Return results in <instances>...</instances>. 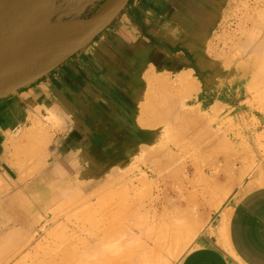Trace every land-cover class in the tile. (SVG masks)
I'll list each match as a JSON object with an SVG mask.
<instances>
[{"label":"crops","instance_id":"0c3cea01","mask_svg":"<svg viewBox=\"0 0 264 264\" xmlns=\"http://www.w3.org/2000/svg\"><path fill=\"white\" fill-rule=\"evenodd\" d=\"M105 1L54 0L46 27L53 30L81 23ZM232 1L131 0L110 26L78 54L34 83L0 96V166L6 165L7 148L17 143H24L38 160L46 151V165L74 164L97 173L118 164L116 161L135 146L140 134L151 132L139 129L136 120L140 103L155 79L175 80L183 72L192 74L199 88L195 98L200 97L199 107L235 111L251 103L249 88L254 83L244 71L240 70L238 79L228 85L231 91L225 90L224 74L219 68L220 85L214 89L211 82L214 66L208 47L224 25ZM40 122L47 124L54 135L50 145L47 142L42 146V152L37 140H44L47 134ZM23 135L38 139H26V143ZM248 144V177L239 174L231 183V193L242 188L240 196L211 212L178 264H264V140H250ZM18 171L16 180L22 175ZM13 213L8 211L11 222L1 227L0 256L13 241L29 237L22 252L32 245V220L18 222L12 218ZM15 223H21L24 231L17 236L9 231ZM29 256L31 253L20 261ZM10 261L16 260L0 257V264H12Z\"/></svg>","mask_w":264,"mask_h":264},{"label":"rangeland","instance_id":"374dc122","mask_svg":"<svg viewBox=\"0 0 264 264\" xmlns=\"http://www.w3.org/2000/svg\"><path fill=\"white\" fill-rule=\"evenodd\" d=\"M263 22L264 0H233L231 8L225 12L224 25L208 47L214 66L212 70L214 75L211 81L214 89L222 81L221 78L218 79L217 77V68H219V73L223 72L224 74L226 91L232 90V86L228 85L232 84L236 78L238 79L240 70L244 71V76L252 78L254 85L249 88L253 96L252 102H246L247 105L235 111H224L219 108L210 109L206 105L199 107L201 101L200 97L198 98L199 100L195 99L196 93L191 95L185 94L182 89L174 86L177 85L175 83L176 80L162 79L170 85L171 89L174 88V91L169 88L173 96L176 93L175 88L177 87V103H172L176 98L173 97L171 99L172 95H169L168 89L163 90L165 92L162 94V90H158V86L156 87L157 89L153 88L155 87L154 84H156L153 83V86L151 85L152 89L149 88L147 90L146 99L140 103L136 120L139 129L151 132L140 134L135 146L120 161H116L118 164L109 165L101 172L92 173L86 167L74 164L64 165L63 167L46 165L44 164L46 151H43L42 160H38L33 157L29 150L23 149L24 143H17L16 146L8 148L4 160L6 165L0 166V189L2 190H0V231L2 230L1 227L10 221L8 211H23L25 216H30L34 219L32 221L33 235H31L32 245L27 250L21 251L23 243L27 238L25 237L24 240L13 241L8 247H4L5 253L0 257L4 259L13 258L16 261H10L12 264H46L50 257L57 258L59 256L57 255L59 251L55 253V248L60 246V242L72 241L76 245V250L80 251L81 256L80 260L74 262L107 264L103 260L96 259L100 258L98 255L86 256L85 252L88 251V248L79 243V239L83 240L85 237L84 232L92 230L91 224L105 219L113 222L109 223L111 225H108V227H112L110 230L120 235L111 237L105 243L97 246L98 248L110 250L114 246L117 247L116 244L121 243L118 246H122L123 251L126 250L127 255L125 257L128 259L134 257V255L135 257L140 256L139 258L142 259L144 254L149 257L148 259L145 256L144 258H147L145 260H151L152 264H178L181 257L192 247L211 212L218 211L220 207L228 204L234 196L236 198L240 196L242 188L231 193L234 185L231 184V180L239 174L248 177L250 156L248 143L250 140L254 141L255 139L257 141L264 140V78L262 79L264 77V56L262 55L259 58L255 52V49L257 51V42L261 41L258 45H260L261 54H264L262 46L264 44ZM249 43H252L251 46ZM253 45L256 46L254 47ZM255 74L256 76H254ZM166 93L168 97L170 96V99L166 95L167 100L163 98L164 96L162 95ZM149 99H151L150 102H148ZM171 100L173 101L171 102ZM159 101L160 103H158ZM178 103H180L179 106ZM154 105L159 111L153 108ZM172 105H175V107L172 108ZM144 106H146L145 110L143 109ZM165 106L169 110H174L175 116L177 113L176 108H178L179 113H182L180 111L183 109L187 110H183L186 113L188 110L189 112L192 111V113L195 112L196 114L192 115L190 113L189 115L197 118L194 121L197 122L196 124H199L198 122L201 121L199 126L200 128L202 126L204 128L200 129L194 123L198 127H195L197 130L193 129V120L189 119L191 116L182 113L183 116L180 117L179 114L174 118L172 111L170 112L172 116L167 114L169 111H166L168 109ZM149 109L150 113H147ZM154 110H156V113ZM160 114L161 118H158ZM165 114L170 115L171 118L169 116L166 117ZM148 116H153L156 122ZM178 116L180 118L187 116L192 122L185 117L186 121L183 118L179 119ZM175 120L176 125L180 124L179 122L181 121V124L184 127L186 124L187 127H183V129L181 125H178L181 128L177 127L173 124ZM188 121L191 126L193 125L192 129ZM202 121L205 125H203ZM40 124L47 130V136L43 140L46 141H40L38 146H44L48 140H50V145L54 135L49 133L51 129L47 124L41 122ZM50 126L53 127L54 124ZM205 126H209V128L207 127L208 130L212 128L209 131L213 134L210 132L206 133L207 129L205 130ZM188 127L189 131H186ZM214 128L220 131L217 129L215 131ZM198 129L201 131L198 134L200 137L196 135L199 132ZM255 129L263 130V133H250V130ZM177 131L179 132L177 133ZM203 131H205V134ZM189 132L191 136H189ZM193 132L197 133L194 134ZM202 132L203 134L201 135ZM175 134H177V138ZM207 134H210V136H207ZM203 136L206 139H202L204 142L202 141L203 143L200 144L201 137ZM193 138L197 139L194 140L195 143L192 142ZM202 147L204 148L202 149ZM169 148H173L172 154L174 157L170 153L171 155H166L165 159L172 158L173 161L170 164L161 157L163 156L162 154H160L161 156L158 154V152L165 153L164 149L168 151ZM13 149H15L14 152ZM153 149H155V152ZM17 151L20 152L18 153ZM156 153L157 156H153ZM251 153L254 159L255 150L251 151ZM154 157L158 160L161 157L160 162L157 159H153ZM22 158L23 160H21ZM150 159L151 163L154 162L153 164L155 165V168L152 167L153 164L151 165L154 175L146 173L144 168L146 163L147 165L151 164L148 162ZM155 161L159 163L157 164ZM17 170H20L22 173L19 176V180L25 178V181H15ZM132 178L146 179L148 184L139 185L133 189L128 186V181ZM41 179H44V181L40 183L39 180ZM172 225L176 228L180 225L181 236H184L181 237V242L177 244L168 235V232H170L168 227H172ZM185 225L187 228L188 225H192L193 227H189L191 229L188 230L184 227ZM21 227V223H15L9 231H11L12 235L17 236L19 233L24 232ZM183 227L189 231L190 235H187V230ZM66 228H68V231L73 230L81 234L82 237L66 239ZM165 229H168V231L165 232ZM164 232L167 233L166 236H164ZM160 233L163 234L162 238H159L161 236ZM157 236L159 238L158 241ZM160 239L163 241L161 242ZM156 243L158 245L164 244L160 245L162 246L160 248L163 250H159ZM61 246L63 247V245ZM167 246L170 247L168 248L169 251H167ZM72 248L74 249V247ZM127 250H130L131 254ZM134 251L137 253L132 254ZM28 253L33 254V259L35 255L40 256L42 253H44V257H39V260H36L37 258L35 257L34 261H32L33 259L31 260V256H29L27 260L20 261ZM46 256L47 258L49 256V258L47 259ZM43 259L44 261H42Z\"/></svg>","mask_w":264,"mask_h":264},{"label":"water","instance_id":"95a60500","mask_svg":"<svg viewBox=\"0 0 264 264\" xmlns=\"http://www.w3.org/2000/svg\"><path fill=\"white\" fill-rule=\"evenodd\" d=\"M131 0H106L87 20L59 29L46 27L54 0H0V96L50 74L99 37ZM38 41L44 50L17 62Z\"/></svg>","mask_w":264,"mask_h":264},{"label":"bare ground","instance_id":"6f19581e","mask_svg":"<svg viewBox=\"0 0 264 264\" xmlns=\"http://www.w3.org/2000/svg\"><path fill=\"white\" fill-rule=\"evenodd\" d=\"M263 26H264V22H263ZM258 29V28H257ZM263 30V29H262ZM256 41V40H255ZM263 41V40H262ZM261 42V41H260ZM259 41L257 42L258 44L260 43ZM252 44V43H251ZM251 44L249 43V45L251 46ZM254 44V43H253ZM256 44V43H255ZM257 44V51H256V49H255V52H256V55L260 58L262 55L264 56V54H261V52H260V50H261V48H260V45H258ZM254 46V45H253ZM256 46V45H255ZM254 46V47H255ZM262 46H263V48H264V44H262ZM253 47V48H254ZM253 48H252V50H253ZM44 50V48H43V46H40V44L38 43V41H30L22 50H21V53H20V56H19V58L17 59V62H22L23 60H27V59H30V58H33V57H35L36 55H38V54H40L42 51ZM263 50V49H262ZM263 52V51H262ZM256 56V57H257ZM253 66H255V65H253ZM190 71V70H189ZM187 72V71H186ZM191 72V71H190ZM258 72V71H257ZM262 72V71H261ZM263 72H264V70H263ZM262 72V73H263ZM258 74V73H257ZM262 75V74H261ZM254 76H256V74L254 75ZM253 76V77H254ZM260 76V75H259ZM259 76H258V78H259ZM167 77V76H166ZM177 77H178V75H177ZM150 79H151V77H149ZM148 78V83L150 82L149 79ZM264 77H262V79H263ZM156 81L154 82L152 79H151V81H153V82H151V84L150 85H152L153 83H156V84H154V86L155 87H153V88H155V89H157L156 87L158 86V90H162V94L165 92V91H163V90H167L168 92H169V95L171 96L172 95V93H171V90H173L174 88H173V85L171 84V86H172V88L173 89H171V87H170V85L168 84V83H166L165 82V80L163 81L162 79V81L161 80H158V79H155ZM176 80V84L177 85H174V86H177L178 87V89L180 88V89H182V91L186 94V93H188V94H195L197 91H198V85H197V82L195 81V79L193 78V76H192V74H190V73H182V75H180L177 79H175ZM253 80H255L256 81V79H254L253 78ZM159 81H161V82H159ZM260 81H261V79H260ZM263 82V81H262ZM172 83V82H171ZM255 83H257V82H255ZM168 84V85H167ZM250 84V83H249ZM150 85H149V87L148 88H150V89H152V86L150 87ZM169 86V87H168ZM177 87L175 88V91H176V93H174V96L172 95L171 96V99L174 97V98H176L175 99V101H173V100H171V102L174 104V102H176L178 99H177V95L176 94H178L177 93ZM171 90H170V89ZM170 90V91H169ZM166 91V92H167ZM174 91V90H173ZM172 91V92H173ZM171 93V94H170ZM161 94V95H162ZM165 95L167 96V93L166 94H164V95H162V96H164L163 98L165 99V100H167V97H165ZM169 96V97H170ZM176 96V97H175ZM168 97V98H169ZM151 98V97H150ZM145 99H146V97H145ZM147 99H148V97H147ZM154 99H155V97H154ZM160 99V98H159ZM162 99V98H161ZM163 99V100H164ZM170 99V98H169ZM157 100V99H156ZM155 100V101H156ZM151 101V99H149L148 100V102H150ZM170 101V100H169ZM169 101H167L168 103H169ZM181 101V100H180ZM179 101V102H180ZM167 102H165L167 105H168V103ZM158 103H160V101L158 102ZM177 103V102H176ZM143 104V103H142ZM146 104H147V102H146ZM146 104H144V105H146ZM157 104V103H156ZM161 104H162V102H161ZM165 104V105H166ZM179 104L180 103H178V106H179ZM160 105V104H159ZM163 105V104H162ZM169 105H171L170 103H169ZM168 105V106H169ZM146 106H144V110L146 109L145 108ZM158 107V106H157ZM165 107H167V106H165ZM173 107H175V105H172V108ZM217 107V106H216ZM218 107H219V105H218ZM153 108H156L155 107V105H154V107ZM164 108V107H163ZM162 108V109H163ZM169 108H171V107H169ZM151 109V108H150ZM150 109H149V111L147 112V113H150ZM157 109V108H156ZM161 109V110H162ZM166 109V108H165ZM165 109H164V113L166 112V111H169V113L167 112V114H170V112L172 111V110H169L168 109V107H167V109L168 110H166L165 111ZM217 109V108H216ZM220 109V108H219ZM218 109V110H219ZM144 110H141V111H144ZM176 110H177V113H176V116L177 115H179L180 114V117L181 116H183V114L185 113L186 115H189L190 113L193 115L194 113H192V111L191 112H189V110H188V112L186 113V112H183V110L182 111H180V112H182V113H179L178 112V108H176ZM175 110V111H176ZM155 111V113H156V110H154ZM157 111H159V109H157ZM174 111V110H173ZM172 111V112H173ZM184 111H187L186 109L184 110ZM145 112V111H144ZM161 112V111H160ZM142 113V112H141ZM174 113V112H173ZM167 114H165L166 115V117L167 116H169L170 118H171V116H172V114H170V115H167ZM184 114V115H185ZM196 114V113H195ZM143 115V114H142ZM164 115V114H163ZM192 115H189V116H191V118L189 117V119L190 120H193V122L192 121H190L189 119H188V117L187 116H184L185 118H187V120H189L190 122H192V124H196L197 122H194L195 121V118L194 117H192ZM203 115V114H202ZM154 116V115H153ZM153 116H148V117H151V119L153 120L154 118H153ZM156 116V115H155ZM174 118L176 117L175 116V113H174ZM197 116V115H196ZM199 116V115H198ZM165 117V116H164ZM168 117V118H169ZM179 117V116H178ZM179 117V119H184V121H186V119L184 118V117H182V118H180ZM158 118H161V114H160V116L158 117ZM162 118H163V116H162ZM168 118H167V120H168ZM194 118V119H193ZM203 118V117H202ZM157 119V118H156ZM177 119V118H176ZM197 119V118H196ZM199 119H200V117H199ZM166 120V119H165ZM206 120V119H205ZM211 120V119H210ZM210 120H209V123H210ZM213 120V119H212ZM217 120V119H216ZM151 121V120H150ZM154 121H155V119H154ZM158 121V120H157ZM178 121V120H177ZM189 121H188V124H190L189 123ZM196 121H198V120H196ZM156 122V121H155ZM154 122V123H155ZM165 122V121H164ZM169 122H170V120H169ZM201 122V121H200ZM200 122H198L199 124H200ZM203 122V121H202ZM39 123V122H38ZM176 123V120L174 121V123L173 124H175ZM180 124H178V122H177V124L180 126H182V129H183V125L181 124V121L179 122ZM183 123V122H182ZM187 123V122H186ZM204 123V122H203ZM37 124V123H36ZM151 124H152V121H151ZM185 124V123H184ZM195 124H194V128L191 126V124L189 125L190 126V128L192 129H196L195 127H198L199 126V124H196V125H198V126H195ZM176 125V124H175ZM178 125H176L177 127H179ZM203 125H205V123L203 124ZM40 126V125H39ZM152 126V125H151ZM174 126V125H173ZM175 126V127H176ZM32 127V126H31ZM33 127H34V125H33ZM185 127H187V125L185 124ZM184 127V128H185ZM203 127V126H202ZM200 128V126H199V128L200 129H203V128ZM208 128H209V126H207ZM206 126H205V130H206V133L208 132H210L211 130H212V128H211V130L209 131L208 130V128H207ZM179 128H181V127H179ZM35 129V128H34ZM34 129H33V133L35 134V132H34ZM41 129V128H40ZM39 129V130H40ZM43 129L45 130V127H43ZM178 129V128H177ZM215 129V131H217V130H219V129H217V128H214ZM217 129V130H216ZM38 130V128H36V131ZM181 130V129H180ZM197 130V129H196ZM199 130V129H198ZM27 131H28V129H27ZM47 131V130H46ZM186 131H189V127H188V129H186ZM185 131V132H186ZM191 131H193V130H191ZM220 131V130H219ZM41 132V131H40ZM39 132V133H40ZM179 131H177V133H178ZM200 130H199V132L197 133V132H195V133H197L196 135H198V134H200ZM204 132V134H205V131H203ZM203 132L201 133V135L203 134ZM29 133H30V130H29ZM38 133V132H37ZM194 133V132H193ZM194 133V134H195ZM210 133H212V132H210ZM216 133H218V132H216ZM22 134H24V133H22ZM26 134V133H25ZM24 134V135H25ZM41 134V133H40ZM45 134V133H44ZM183 134V133H182ZM213 134V133H212ZM23 135V136H24ZM176 135V138H177V134H175ZM185 135V134H184ZM195 135V136H196ZM210 136V134H207V136ZM215 135V134H214ZM22 136V137H23ZM35 136V135H34ZM38 136H40V135H38ZM180 136H181V134H180ZM187 136V135H186ZM189 136H191L190 135V132H189ZM188 136V137H189ZM205 136V135H204ZM201 137V142H200V140H198L199 142H200V144L201 143H203L204 141L202 140V139H206L205 137ZM206 136V137H207ZM20 137V136H19ZM36 137V136H35ZM34 137V138H35ZM41 137V136H40ZM45 137H46V135H45ZM197 137H200L199 135L197 136ZM196 137V138H197ZM212 137V136H211ZM24 138H25V140L27 139H29V141L30 140H32V139H30V137L28 138H26L25 136H24ZM179 138V137H178ZM186 138V137H185ZM38 139V138H37ZM37 139H33V140H37ZM40 139H42V141H43V138H40ZM50 139V138H49ZM180 139V138H179ZM187 139V138H186ZM189 139V138H188ZM200 139V138H199ZM212 139V138H211ZM26 140V141H27ZM32 140V141H33ZM175 140V139H174ZM185 140V139H184ZM194 140H197V139H192V142H194L195 143V141ZM214 140H216V139H214ZM34 141V142H35ZM39 141V139L37 140V146H38V142ZM41 141V140H40ZM46 141V140H45ZM45 141H43V142H45ZM49 141L50 140H48V143H49ZM179 141V140H178ZM185 141H187V140H185ZM185 141H183V142H185ZM189 141V140H188ZM198 141H196V142H198ZM203 141V142H202ZM210 141V140H209ZM33 142V143H34ZM42 142V143H43ZM199 142H198V144H199ZM213 142V141H212ZM15 143V142H14ZM26 143H28V141L26 142ZM33 143H31L32 145H33ZM41 143V144H42ZM180 143V142H179ZM191 143V142H190ZM189 144V143H188ZM206 144V143H205ZM222 144V143H221ZM13 145V144H12ZM213 145V144H212ZM10 146H11V144H10ZM14 146H16V144H14ZM13 146V147H14ZM19 146V145H18ZM29 146V145H28ZM37 146H36V149H37ZM40 146V145H39ZM43 146V145H42ZM177 146V145H176ZM175 146V147H176ZM180 146V145H179ZM188 146V145H187ZM186 146V147H187ZM204 146V145H203ZM6 147V146H5ZM198 147V146H197ZM196 147V148H197ZM21 148V147H20ZM26 148V147H25ZM25 148H23V149H25ZM31 148V147H30ZM42 147H40V149H41ZM44 148V147H43ZM176 148H178V147H176ZM195 148V147H194ZM201 148V147H200ZM204 147H202V149H203ZM219 148H220V146H219ZM6 149V148H5ZM8 149V148H7ZM23 149H21V150H23ZM39 149V148H38ZM188 149V148H187ZM190 149V148H189ZM192 149H193V147H192ZM218 149V148H217ZM14 150L15 149H13V152H14ZM17 150V149H16ZM28 150H30V149H28ZM34 150H35V147H34ZM33 150V151H34ZM155 149H153V151H154ZM166 150H167V148H166ZM165 149H164V151H165V153L163 152H158L157 150V152H158V154H159V156H161L160 154H162L163 156H161L162 158H164L165 159V157H166V155L167 156H169V154L171 153H173V148H169L168 149V151H166ZM214 150V149H213ZM220 150H221V148H220ZM25 151V150H24ZM36 151V150H35ZM37 151H39V150H37ZM43 151V149H41V152ZM218 151V150H217ZM12 152V151H11ZM18 152V151H17ZM20 152V151H19ZM18 152V153H19ZM22 152V151H21ZM29 152V151H28ZM27 152V153H28ZM155 152V151H154ZM201 153H202V151H200ZM199 152V153H200ZM44 153V152H43ZM32 154H34V153H32ZM47 154V153H46ZM152 154H153V152H152ZM170 154V155H171ZM175 154V153H174ZM216 154H219V153H216ZM10 156H11V154H9ZM35 155H36V152H35ZM37 155H38V153H37ZM146 155V154H145ZM173 155V154H172ZM201 155H204V154H201ZM227 155V154H226ZM15 156V155H14ZM43 156V155H42ZM47 156V155H46ZM153 156H157V153L156 154H154ZM197 156V155H196ZM37 157V156H36ZM45 157V156H44ZM160 157V158H161ZM173 157H174V155H173ZM202 157H205V156H202ZM226 157V156H225ZM6 158V157H5ZM23 158H25V157H23ZM23 158L21 159V160H23ZM145 158V157H144ZM160 158H159V160H160ZM167 158H169V157H167ZM176 158V157H175ZM38 159V158H37ZM40 159V158H39ZM147 159H149V158H147ZM153 159H155V157L153 158ZM157 159V158H156ZM155 159V160H156ZM15 160V159H14ZM19 160V159H18ZM42 160V159H41ZM158 160V159H157ZM158 160V161H159ZM169 160V161H168ZM165 159V161H167V163L169 162V164H170V162L171 161H173V159L172 158H170V159ZM10 161V160H9ZM153 161V160H152ZM163 161V160H162ZM37 162V161H36ZM148 162H150L151 163V159H150V161H148ZM157 161H155V163H156ZM160 162V161H159ZM159 162H157V164L159 163ZM25 163V162H24ZM40 163V162H39ZM154 162H152L150 165L148 164L147 165V163H146V165L144 166V168H145V170H146V173H149L150 175H154V172H153V168L152 167H154L155 168V165L153 164ZM162 163V162H161ZM20 164V163H19ZM153 164V166L151 167V165ZM166 164V163H165ZM36 165V164H35ZM17 166V165H16ZM23 166V165H22ZM27 166V165H26ZM30 166V165H29ZM24 167V166H23ZM143 168V169H144ZM21 169V168H20ZM25 169H27L26 167H25ZM38 169V168H37ZM142 169V168H141ZM23 170V169H22ZM39 170V169H38ZM20 171V170H19ZM18 171V172H19ZM29 171V170H28ZM142 172V171H141ZM21 173V172H20ZM19 173V174H20ZM29 173V172H28ZM27 173V174H28ZM143 173V172H142ZM71 174V173H70ZM140 174V173H139ZM31 175V174H30ZM230 176H231V174H230ZM229 176V177H230ZM25 177V176H24ZM228 177V178H229ZM232 177V176H231ZM135 178V177H134ZM134 178H132V179H130L129 181H128V186L129 187H132L133 189L134 188H136L137 186H139V185H144V184H148L147 183V181H146V179H143L142 178V180L141 179H134ZM147 178V177H146ZM227 178V179H228ZM18 179V178H17ZM75 179V178H74ZM90 179V178H89ZM232 179V178H231ZM105 180V179H104ZM136 180V181H135ZM230 180V179H229ZM233 180V179H232ZM232 180H231V182H232ZM16 181H21V182H23L24 181V179L23 180H16ZM100 181H101V179H100ZM76 182V181H75ZM229 182V181H228ZM230 182V183H231ZM3 183V182H2ZM17 183V182H16ZM85 183H87L86 181H85ZM92 183V182H91ZM95 183V182H94ZM135 183H137L136 185H135ZM21 184V183H20ZM93 184V183H92ZM92 186V185H91ZM15 187H16V185H15ZM4 188V187H3ZM1 190V189H0ZM5 190V189H4ZM2 191V190H1ZM167 200V199H166ZM160 202V201H159ZM154 204V203H153ZM160 206V205H159ZM154 207V206H153ZM155 210V209H154ZM14 215H12V218L14 219V220H16V221H21V222H27L28 223V221H30V220H34L33 219V217H30V216H25L24 215V212H20V211H16L15 213H13ZM11 217V216H10ZM28 217V218H27ZM31 218V219H30ZM28 219V220H27ZM109 223H113V222H111V221H109V220H105V219H103V220H100V221H96V222H94L93 224H91V226L90 227H93L92 228V230L91 231H85L84 233H85V237H84V239L82 240V239H79V243H82L84 246H86L87 248H88V251L87 252H85V254H87L86 256H88V257H90V256H92L93 254H95V255H98V256H100V258H96V259H99V260H103V261H105V263H107V264H152V262H151V260H145V259H149V257L148 256H146V255H144L143 254V256L145 257H147V258H139L138 256H136L135 257V255H134V257H131L130 259H128V258H126L125 256L127 255V252H126V250L125 251H123V248H121L122 246H118L119 244H121V243H118V244H116V246L117 247H112V249H110V250H103V249H101V248H98L97 246H99V245H101V244H103V243H105L106 242V240H108V239H110L111 237H117V236H119L120 234L118 233V234H116L113 230H110V228H112V227H108V225H111V224H109ZM166 223V222H165ZM164 223V225H166ZM94 225V226H93ZM168 225V224H167ZM170 225V224H169ZM192 225H193V223H192ZM190 226V225H188V228L186 227V225L184 226V227H186L188 230H190L189 229V227H193V226ZM194 225H196V224H194ZM162 226V228L164 227L163 226V224L161 225ZM171 226V225H170ZM168 227L169 228V230H170V232H168V235H169V238L171 239V238H173V240L172 241H174L175 242V244H177L178 242H181L180 240H181V237H184V236H181L182 235V233L180 232V225L178 226V228H176L175 226H173L172 225V227ZM183 227V228H184ZM161 228V229H162ZM166 228H167V226H166ZM76 229V228H75ZM91 229V228H90ZM185 229V228H184ZM183 229V230H184ZM187 229H185V230H187ZM13 230H14V228H13ZM187 230V233L189 232ZM71 231V232H70ZM70 231H68V228H66V236H65V238L66 239H68V238H73V237H78V238H80V237H82V235L81 234H78V233H76L75 231H73V230H70ZM166 231H168V229L166 230L165 229V232ZM182 231V230H181ZM161 232V231H160ZM164 232V236H166V234L167 233H165ZM183 232H185V231H183ZM186 233V232H185ZM190 233H192V232H190ZM161 234V236H159V238H162V233H160ZM159 235V234H158ZM187 235H190L189 233L187 234ZM187 237V236H186ZM158 236H157V241H158ZM184 239V238H183ZM164 240H165V237H164ZM156 241V242H157ZM160 241H161V239H160ZM163 241V240H162ZM161 241V242H162ZM160 243V242H159ZM164 243H166L165 241H164ZM174 244V243H173ZM61 245H63V247L61 246ZM156 245L159 247L158 249L159 250H163V249H161L162 248V246H160V245H164V244H159L158 245V243H156ZM166 245V244H165ZM66 246V247H65ZM75 244L72 242V241H67V242H65V241H63V242H60V246L59 247H57V248H55L56 249V251H55V253H57L58 251V253H57V255H59L57 258H53V257H50L49 258V256H48V258H49V260H47V263L46 264H89V263H86V262H74V261H76V260H80L81 259V256H80V251H78V250H76V248H75ZM170 246V245H169ZM72 247H74V249L72 248ZM161 247V248H160ZM175 247V246H174ZM98 248V249H97ZM119 248H121V249H119ZM168 248H170V247H168L167 246V249ZM172 248V247H171ZM166 249V248H165ZM164 249V250H165ZM128 251V250H127ZM130 251V250H129ZM128 251V252H129ZM140 251V250H139ZM138 251V252H139ZM166 251V250H165ZM167 251H169V249L167 250ZM166 251V252H167ZM133 252V251H132ZM141 252V251H140ZM137 253V252H136ZM135 253V251H134V253H132V254H136ZM129 254H131V251L129 252ZM35 257L37 258L36 260H39L38 258L39 257H44V253H42L40 256L39 255H35L34 256V259H35ZM123 257H125V259H123ZM46 258H47V256H46ZM47 258V259H48ZM33 259V254L31 255V260ZM34 259L32 260V261H34ZM45 259V258H44ZM44 259L42 260V261H44ZM35 260V262H37ZM46 260V259H45ZM155 260V259H154ZM146 261H148V262H146ZM157 261V260H156ZM39 262V261H38ZM46 262V261H45ZM151 262V263H150ZM31 263V262H30ZM32 263H34V262H32ZM43 263V262H42ZM160 263V262H159ZM18 264H20V263H18ZM22 264V263H21ZM35 264V263H34ZM43 264H45V263H43Z\"/></svg>","mask_w":264,"mask_h":264}]
</instances>
